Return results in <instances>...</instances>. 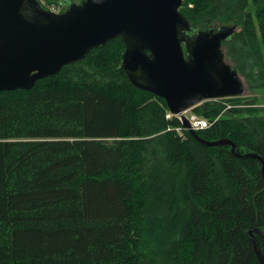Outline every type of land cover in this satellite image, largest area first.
I'll return each mask as SVG.
<instances>
[{
    "label": "trees",
    "instance_id": "1",
    "mask_svg": "<svg viewBox=\"0 0 264 264\" xmlns=\"http://www.w3.org/2000/svg\"><path fill=\"white\" fill-rule=\"evenodd\" d=\"M179 12L189 35L235 26L225 61L264 91V0H183ZM124 48L108 41L29 90L0 92V264H259L260 161L197 141L130 83ZM191 110L210 123L198 138L264 162L257 98Z\"/></svg>",
    "mask_w": 264,
    "mask_h": 264
},
{
    "label": "water",
    "instance_id": "2",
    "mask_svg": "<svg viewBox=\"0 0 264 264\" xmlns=\"http://www.w3.org/2000/svg\"><path fill=\"white\" fill-rule=\"evenodd\" d=\"M183 0H84L67 5L64 12L45 10L37 0H0V92L29 90L35 82L82 60L86 53L108 41L124 45L121 68L130 83L166 103L169 113L180 115L182 127L207 146H229L228 139L205 141L183 115L204 101L235 98L245 87L225 61L222 43L236 27L220 26L189 35L187 19L179 12ZM259 264L264 257L256 236L249 232Z\"/></svg>",
    "mask_w": 264,
    "mask_h": 264
},
{
    "label": "rangeland",
    "instance_id": "3",
    "mask_svg": "<svg viewBox=\"0 0 264 264\" xmlns=\"http://www.w3.org/2000/svg\"><path fill=\"white\" fill-rule=\"evenodd\" d=\"M66 1H68V2H70V1H74V0H59L57 3H53V4H51V5H49V6H47L46 7V9L45 10H50V11H52V12H61L63 9H64V6H65V3H66ZM75 2V1H74ZM76 3V2H75ZM237 30H238V28H237ZM227 60V59H226ZM227 62H229L230 64H231V62L229 61V59L227 60ZM241 79H242V81H243V83H245L244 84V87H245V91H244V93H243V95H244V97H249L250 99L252 98V97H255V98H257V104L259 105V106H264V91L263 90H253V89H251V88H249L248 86H247V82H246V80L241 76ZM184 114V116L188 119V118H190V116H191V113L193 114V112H192V110L190 109L189 111H185V112H183ZM195 115V114H194ZM196 116V115H195ZM177 117H180V115H177ZM198 118H200V119H204V118H201V117H199V116H197ZM206 120V119H205ZM189 121V120H188ZM183 128V127H182ZM184 129V128H183ZM185 130V129H184Z\"/></svg>",
    "mask_w": 264,
    "mask_h": 264
},
{
    "label": "built area",
    "instance_id": "4",
    "mask_svg": "<svg viewBox=\"0 0 264 264\" xmlns=\"http://www.w3.org/2000/svg\"><path fill=\"white\" fill-rule=\"evenodd\" d=\"M189 111V110H187ZM179 121L181 122L180 117H178ZM190 126H192L191 128L194 131H198V130H204L207 129L210 126V123L205 120V119H200L197 116H195L194 114L191 113L190 118H188Z\"/></svg>",
    "mask_w": 264,
    "mask_h": 264
}]
</instances>
